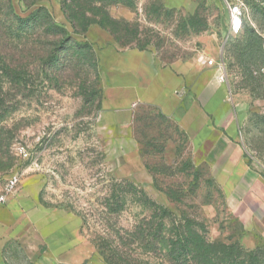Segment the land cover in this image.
<instances>
[{
    "label": "rangeland",
    "instance_id": "374dc122",
    "mask_svg": "<svg viewBox=\"0 0 264 264\" xmlns=\"http://www.w3.org/2000/svg\"><path fill=\"white\" fill-rule=\"evenodd\" d=\"M229 1L244 3V27L237 36L229 35L224 0H10L22 17L45 8L64 28L67 48L60 69L31 71L22 92L5 85L10 93L0 111V190L20 174V186L57 212L62 223L81 222L76 246L54 253L45 238L31 236L27 251L17 254L18 263L72 262L76 249L82 264H107L97 238L124 236L130 255L142 264H169L159 240L153 248L146 245L152 219L161 221L140 202L148 196L170 220H190L208 243L240 245L248 252L239 258L243 264L254 259L264 264V235L248 231L234 216L211 166L174 119L142 104L116 120L102 106L107 67L121 49H149L162 62L193 59L205 49L204 35H212L218 47L224 46L227 80L244 117L239 140L251 166L264 174V0ZM7 3L0 0L3 19ZM70 14H76L75 27ZM77 42L90 46L81 60ZM139 225L145 231L136 241L132 235ZM171 228L168 223L163 230ZM2 259L1 264L12 260Z\"/></svg>",
    "mask_w": 264,
    "mask_h": 264
},
{
    "label": "crops",
    "instance_id": "0c3cea01",
    "mask_svg": "<svg viewBox=\"0 0 264 264\" xmlns=\"http://www.w3.org/2000/svg\"><path fill=\"white\" fill-rule=\"evenodd\" d=\"M202 41L205 49L198 57L171 62H162L149 49H121L108 64L102 106L116 120L142 104L174 119L211 166L234 216L248 231L264 235V174L251 166L239 140L244 117L230 82H221L218 68L206 63V58L224 61V46L218 47L212 35ZM80 232V220L62 223L57 212L19 184L0 207V264L4 255L11 256L9 264H20L17 254L27 251L31 236L45 238L56 253L81 242ZM74 250V261L61 264L83 263L81 251Z\"/></svg>",
    "mask_w": 264,
    "mask_h": 264
},
{
    "label": "trees",
    "instance_id": "16d2710c",
    "mask_svg": "<svg viewBox=\"0 0 264 264\" xmlns=\"http://www.w3.org/2000/svg\"><path fill=\"white\" fill-rule=\"evenodd\" d=\"M4 6L9 10V16L6 15L7 18L3 19L0 15V111L4 109L6 97L10 93L6 91V84L16 87L17 93L22 92L29 82L31 71H35L38 75L54 71L56 68L60 69L57 64L67 48L64 28L54 22L45 8H39L30 15L22 17L12 11L10 0ZM75 16L76 14H70L74 27L77 21L74 19ZM84 20V25L89 26L90 21L86 18ZM252 32L257 34L255 28ZM257 37L260 38L258 35ZM76 45L78 50L75 53L80 60L84 59L87 56L84 48H88L89 45L82 42H77ZM32 64H34L33 69H31ZM141 194L144 198V192ZM142 200L140 199L142 204L151 206L153 209V218L161 219V221L152 219V223L150 222L152 232L148 234V238L151 237L152 240H146V245L153 248L158 245L156 241L159 240L157 243L166 251L169 264H190V262L243 264L239 258H245L244 255L247 256L248 252L240 245L227 247L219 242L208 243L195 227L190 226V220L186 218L170 220V214L164 207L148 196ZM168 223H172V228L163 230ZM144 231L141 225L136 226V234L132 235L134 240L142 238ZM152 241L155 244L152 245ZM97 243L98 252L107 264H142L139 259L130 255L129 242L124 236H119L118 241L111 237L99 236ZM255 261L254 259L251 264Z\"/></svg>",
    "mask_w": 264,
    "mask_h": 264
},
{
    "label": "built area",
    "instance_id": "2783aa9c",
    "mask_svg": "<svg viewBox=\"0 0 264 264\" xmlns=\"http://www.w3.org/2000/svg\"><path fill=\"white\" fill-rule=\"evenodd\" d=\"M227 3V7L230 14V36H237L242 33L244 27V11L243 2L238 4L231 3L229 0H224ZM206 63L210 66H216L218 68V78L221 82H226L228 79L226 66L223 60L218 62L213 58H206ZM23 152V148H21ZM21 182L20 174L12 175L0 190V207L7 203L9 197L16 191Z\"/></svg>",
    "mask_w": 264,
    "mask_h": 264
},
{
    "label": "water",
    "instance_id": "95a60500",
    "mask_svg": "<svg viewBox=\"0 0 264 264\" xmlns=\"http://www.w3.org/2000/svg\"><path fill=\"white\" fill-rule=\"evenodd\" d=\"M222 57H223V55H222Z\"/></svg>",
    "mask_w": 264,
    "mask_h": 264
}]
</instances>
